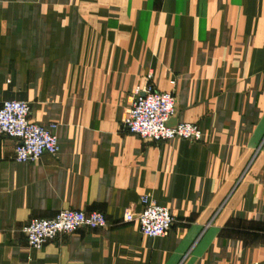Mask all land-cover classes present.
Instances as JSON below:
<instances>
[{"label":"crops","instance_id":"crops-1","mask_svg":"<svg viewBox=\"0 0 264 264\" xmlns=\"http://www.w3.org/2000/svg\"><path fill=\"white\" fill-rule=\"evenodd\" d=\"M150 82L202 140L122 129ZM6 100L56 123L60 150L19 162L0 134V264H264V0H0ZM143 195L167 236L124 220ZM65 208L109 225L31 247L29 221Z\"/></svg>","mask_w":264,"mask_h":264},{"label":"built area","instance_id":"built-area-1","mask_svg":"<svg viewBox=\"0 0 264 264\" xmlns=\"http://www.w3.org/2000/svg\"><path fill=\"white\" fill-rule=\"evenodd\" d=\"M174 82L171 81L172 84ZM176 108L177 97L173 92L159 90L153 82L136 86L129 111L122 121V129L154 142L174 138L202 140L203 131L199 124L170 123ZM30 113V104L22 100H6L0 106V134L17 140L15 158L19 162L34 161L44 154L55 155L60 150L55 133L57 124H39L30 117ZM140 202L142 210L135 212L128 209L124 220L137 222L145 236H167L176 220L170 209L157 204L148 195H143ZM108 225L103 212L65 208L51 218H32L25 226V233L28 244L40 248L57 236L72 233L82 227L95 229Z\"/></svg>","mask_w":264,"mask_h":264}]
</instances>
